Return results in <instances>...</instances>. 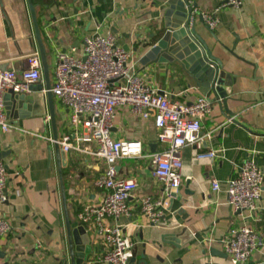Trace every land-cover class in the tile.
<instances>
[{
	"label": "crops",
	"instance_id": "crops-1",
	"mask_svg": "<svg viewBox=\"0 0 264 264\" xmlns=\"http://www.w3.org/2000/svg\"><path fill=\"white\" fill-rule=\"evenodd\" d=\"M222 1L189 0V4L195 9V31L221 61L222 69L233 76L226 107L212 93L202 94L176 62L142 67L138 61L135 65L136 70L148 72L155 88L170 92L175 99L192 101L206 96L212 101V111L201 123V131L211 135L200 150H217V156L196 161L199 150L185 146L180 152L181 186L162 209L159 223L150 224L137 209L118 220L132 240L134 264H142L143 259L146 264H230L223 239L232 223L238 225L242 220L227 204L226 181L239 174L247 159L264 169V0H241L238 8H219L213 28L198 20L200 13H213ZM30 3L46 52L50 85L57 53L75 49L76 55H82L85 36L112 34L110 28L115 26L118 41L138 58L160 37L155 34L162 9L152 0H0V69L20 72L27 66V56L38 52ZM144 42L146 47H142ZM33 87L34 102L11 109L16 117L8 118L12 128L1 137L7 201L0 203V218L7 220L11 230L0 237V264H57L65 255L66 220L59 167L71 224L79 223L78 212L97 202L104 192L93 185L105 167L102 161L71 150L64 153L59 164L52 140L54 132L57 138L73 133L69 111L53 95V126L43 70L41 81ZM229 117L233 119L228 121ZM111 135L142 144L141 157L124 158L116 164L119 178H132L137 183L128 204L134 205L138 194L164 196L162 185L151 176L149 155L165 149L157 139L153 118L142 119L118 108ZM81 146L95 147L89 142ZM213 178L220 185L216 190L211 187ZM257 207L249 225L259 233L262 244L248 264H264V178ZM195 222L205 229L198 238L181 246L167 242V236ZM89 238V264H106L99 260L104 247L93 235Z\"/></svg>",
	"mask_w": 264,
	"mask_h": 264
},
{
	"label": "built area",
	"instance_id": "built-area-1",
	"mask_svg": "<svg viewBox=\"0 0 264 264\" xmlns=\"http://www.w3.org/2000/svg\"><path fill=\"white\" fill-rule=\"evenodd\" d=\"M241 0H223L213 13H200L205 23L213 28L215 12L223 7H240ZM195 14V9H193ZM191 22H193L191 20ZM139 58L123 47L116 35L95 32L85 36L82 55L58 52L50 91L69 111L73 133H63L52 141L64 153L71 150L84 152L102 161L104 169L93 180V185L104 190L100 199L89 203L78 212L77 219L85 231L104 247L99 260L106 264H129L133 257V243L118 223L137 209L147 221L156 225L163 217L162 209L177 194L181 186L180 152L185 146L199 151L194 160L213 159L217 150L201 151L211 132H202L201 123L212 111L213 103L206 96L192 101L175 99L170 92L160 91L149 81L146 70H136ZM27 66L20 72L0 69V146L1 137L12 124L7 118L4 95L8 92L28 93L42 78V64L38 52L26 59ZM126 108L131 115L142 119L153 118L157 139L165 149L149 155L151 176L162 187L164 196L138 194L134 205H129L137 183L132 178H119L116 164L124 158L142 155L138 140L115 139L111 135L117 109ZM228 118V121L232 120ZM84 142L95 147H82ZM264 178V169L254 160L247 159L239 174L226 181L227 204L242 222L232 225L223 239V247L230 264H248L253 252L262 244L261 237L250 225L257 211ZM7 174L0 160V203L7 201ZM219 182L211 179L216 190ZM10 224L0 218V237L10 232Z\"/></svg>",
	"mask_w": 264,
	"mask_h": 264
},
{
	"label": "water",
	"instance_id": "water-1",
	"mask_svg": "<svg viewBox=\"0 0 264 264\" xmlns=\"http://www.w3.org/2000/svg\"><path fill=\"white\" fill-rule=\"evenodd\" d=\"M152 4L159 5L162 9L161 23L157 26V32L155 34V36L160 35V37L139 57L141 66L146 67L150 64H171L176 62L186 72L191 82L202 94L209 95L212 93L216 99L221 98L222 103L226 107L227 95L230 93L228 87L233 80V76L227 74L222 69L221 61L212 55L204 40L195 31L194 25L196 18L193 14V7L189 4V0H161V2L152 0ZM29 6L45 80L46 96L50 107V119L54 126V112L52 109L53 94L50 91L51 85L49 83L46 52L37 24L34 6L32 3ZM198 20L202 21L200 18ZM110 31L114 35L118 33L115 26H112ZM155 36L154 34L152 35V37ZM146 45V42L142 43V47H146ZM126 49L128 48L126 47ZM33 86L30 88V95L13 92H8L4 95V107L7 118L10 116L13 118L16 117V112L12 111V108L16 107L20 109L25 106V103L34 102V96L32 94L34 90ZM188 87H191V84H188ZM54 139H57L55 132ZM55 152L58 162L61 165L64 152L56 143ZM59 178L65 210L67 250L57 264H89L90 262L87 260V257L92 252L91 240L83 226L79 223L71 224L69 221L61 167H59ZM204 231L205 229L201 226V223L195 222L181 226L178 232L167 236L166 240L175 246H181L198 238ZM129 264H134V257L130 259ZM142 264H146L144 259L142 260Z\"/></svg>",
	"mask_w": 264,
	"mask_h": 264
}]
</instances>
